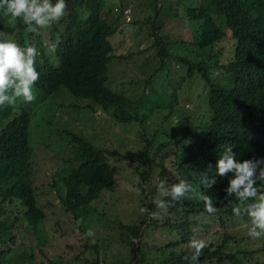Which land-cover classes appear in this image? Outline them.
Instances as JSON below:
<instances>
[{
    "label": "trees",
    "instance_id": "16d2710c",
    "mask_svg": "<svg viewBox=\"0 0 264 264\" xmlns=\"http://www.w3.org/2000/svg\"><path fill=\"white\" fill-rule=\"evenodd\" d=\"M66 4V15L39 34L25 33L21 27L8 32L9 38L22 47L35 45L42 52L54 46L56 62L51 71L39 76L34 105L18 100L15 106L0 108V264L4 257L11 264V259L16 261L19 254H26L33 239L39 244L36 234L41 220L52 221L62 230L60 219L79 218L88 207L116 212L104 237L91 240L69 235L71 244L79 250L66 258L68 262H112L105 248L120 243L124 234L122 249L126 252L121 261L126 264L140 255L147 236L156 240L161 233L166 236L161 240L165 242L152 251L160 253L157 258L163 264H187L195 251L190 247L193 239L206 242L200 255L211 254L222 244L229 249L224 242L231 249L242 247L241 230L245 226L241 215L232 212L239 201L225 199L227 178L217 176L211 188L201 184V179L215 176L217 159L228 144L238 160L264 159V139L260 136L264 125L257 119L264 116V0H196L189 4L145 0L141 12L131 0H66ZM125 7L129 8V17L123 13ZM162 16L204 21L190 38H171L159 32ZM128 28L143 34L132 35ZM223 38L228 40L226 50ZM172 60L178 63L174 73ZM190 74H194V89L198 91L194 101L207 109L206 119L187 127L186 116L181 119L177 114L180 132L170 133L164 141L152 138L151 133L147 137V120L150 128L155 126L159 108L178 102L174 85ZM58 86L66 89L69 101H48L52 93L64 95V91H57ZM151 86L154 93L146 90ZM20 105L22 109L27 105L28 111L18 112ZM97 108L108 111L110 122L107 124L103 117L98 128L87 133L72 125L55 124L61 116L75 120L78 114L89 121L93 116L84 110ZM42 110L43 117L36 119L41 128L37 141L42 142L44 151H52L54 143L62 148V162L46 176L47 182L37 172L30 176L29 169L26 121ZM171 113L169 109L166 117ZM123 119H137L143 124L138 151L130 148L123 154L102 142L112 130L107 131L106 126L114 127L121 121L125 125ZM124 138L128 146L137 142V135L133 139L125 134ZM116 153L126 158L137 177L133 184L138 191L128 190L126 197L113 187L110 166L117 163H111L109 154ZM155 158L167 160L168 167L155 173ZM41 178L43 182L34 183ZM180 180H187L195 191L178 201L159 194L157 185L161 181L171 188ZM258 183L264 186V181ZM197 193L212 198L217 209L214 214L204 210ZM156 199L165 200L174 213L158 209ZM120 207L126 208L119 211ZM143 208L148 212H142ZM206 230L219 232L222 242H207ZM168 234L171 239L166 241ZM164 250L171 256L165 258ZM80 252L84 254L81 257ZM234 257L240 260L237 250ZM57 260L53 255L50 262Z\"/></svg>",
    "mask_w": 264,
    "mask_h": 264
},
{
    "label": "clouds",
    "instance_id": "9594fccd",
    "mask_svg": "<svg viewBox=\"0 0 264 264\" xmlns=\"http://www.w3.org/2000/svg\"><path fill=\"white\" fill-rule=\"evenodd\" d=\"M68 3V1H67ZM67 4L66 0H0V108H7L15 106L17 101L20 100L25 104L31 106L35 104L36 99V84L41 77L42 72H49L55 65L56 59L53 55L55 47L42 52L35 45L20 46L15 40L10 39L8 32L14 30L17 27L24 29L25 33L39 34L41 30L49 28L52 24L59 22L66 15ZM129 12V10H128ZM128 12L123 13L127 17ZM19 23H22L18 25ZM18 25V26H17ZM49 45V42L48 44ZM59 87V86H58ZM64 91V90H59ZM42 103L45 104L44 99ZM186 104H184L185 106ZM18 112L28 111L26 105L22 109V105L18 106ZM169 109H172L171 106ZM173 110V109H172ZM42 110L38 115H42ZM108 111H105L107 114ZM177 117V112L167 116ZM182 119L186 116V126L192 127L199 125L207 117V109L194 101L191 111L185 115L178 114ZM31 117V116H28ZM65 116H61L56 119L55 124L60 126L72 125L79 130L81 127L77 126L75 120L64 119ZM264 125V116L257 117ZM85 121V120H84ZM29 124V121H26ZM53 129L58 130L55 126ZM264 139V128L261 135ZM38 141H35V144ZM30 148V145L28 144ZM41 148V147H40ZM29 151V155L31 153ZM233 146L226 145L223 154L217 159L215 164V176L211 179L207 175L202 177L201 184L207 188H211L216 184V177L227 178V187L224 189L225 199L234 197L239 201L238 205L233 206L232 212L234 216H240L242 220V226H245V234L243 235L244 244L237 249H229L224 245L216 247L211 254L203 253L201 251L207 246L203 239H193L190 242V247L194 249L191 258L187 264H264V186L259 182L264 181V159H244L238 160L236 153L233 152ZM50 150H47V152ZM114 159L115 157L109 154ZM29 169L30 164L34 165L35 158L29 156ZM134 161V159H133ZM127 163V162H126ZM211 169L212 166L209 165ZM231 174V175H229ZM158 192L161 196L171 197L173 201H178L185 197L186 194L194 192L192 185L187 180H180L178 183L166 187V182L161 181L157 185ZM197 198L204 203V210L209 214H214L217 209L213 204V200L210 196L197 193ZM251 201V202H250ZM156 207L161 211H167L169 204L163 199L154 200ZM40 205V204H38ZM173 208L170 206V213H174ZM142 212H148V209H141ZM13 212L11 215H14ZM155 215V213H153ZM104 216V215H103ZM107 218L109 223H112V218ZM24 222L23 220H21ZM42 220L37 224L38 230L41 226ZM82 222V221H81ZM133 223V222H132ZM37 230V237L38 236ZM125 235V234H124ZM122 236L120 243H122L126 236ZM86 237H94L95 233L92 229H88L85 233ZM220 234L217 237H206V241H220ZM46 241L47 252H42L45 258L43 261H38L37 264H56L61 260V253L59 249H54L49 244L52 242L50 239L40 240L39 244ZM165 241H159L152 245H146L141 247V253L134 258L128 264H163L157 258L160 253H154L152 250L159 247ZM113 258L123 259L125 252L114 250L111 247L105 248ZM244 249V251H242ZM237 250V255L240 260L237 262L234 257V251ZM255 250V251H254ZM167 253V254H166ZM252 253V254H251ZM251 254V255H250ZM58 258L57 261L51 263L52 256ZM165 258L170 257L168 250L163 251ZM250 255V257H249ZM249 257V258H248ZM16 261L11 259V264H34L35 253L32 248H29L26 254H19L16 257ZM23 259V260H22ZM172 258L168 260L171 261ZM125 263V261H123ZM2 264H7V258L2 259ZM106 264V263H101ZM113 264V262H108ZM126 264V263H125ZM167 264V263H166Z\"/></svg>",
    "mask_w": 264,
    "mask_h": 264
},
{
    "label": "rangeland",
    "instance_id": "374dc122",
    "mask_svg": "<svg viewBox=\"0 0 264 264\" xmlns=\"http://www.w3.org/2000/svg\"><path fill=\"white\" fill-rule=\"evenodd\" d=\"M135 1L137 3V8L141 12V9L143 7V2L145 0H131ZM182 4H189L194 3L196 0H179ZM129 10L128 7H125V12L127 13ZM130 16V12H128V17ZM126 17V16H125ZM163 20V26L160 29V33L167 34L169 37L174 38L176 36H181L184 38H190L191 34L193 32H199L200 25L204 21L202 20H189L187 18L180 19L177 17H169L164 19V16L161 17ZM191 29V30H190ZM128 32L132 35H142L143 31L128 28ZM145 35V34H144ZM141 40V39H138ZM223 50H226L228 45L224 38L221 40ZM229 43V42H228ZM172 63H174L171 67V73H174L178 70V63L175 62V60H172ZM176 64V65H175ZM177 76V75H176ZM174 88L179 96L178 102L175 104H166L159 108V119L157 120V123L155 126L151 127V122L147 120V129L145 130L147 132V137L149 133L152 134V138L158 139L159 141H164L168 137H170V133H175L177 130L180 132V126L177 123L178 117L169 116L166 117V114L168 113V110L171 106L173 109V112H177L179 114L180 112L183 113V115L189 113L193 107L194 100L196 98V95L198 94V91L195 90V77L194 74H190L186 76L183 80H178V83L174 85ZM151 91L154 90L153 87L147 88ZM58 90H66L63 86H59L57 88ZM153 92V91H152ZM154 93V92H153ZM63 99L66 101L68 100V97L66 95V92L64 91L63 96H57V93H52L49 96L48 101L53 102L55 100ZM184 104H186L184 106ZM143 107L140 106V110L142 111ZM86 114H89L88 116H93L91 120L84 121V118L81 114H78L75 117V123L77 126L81 127L84 132H88L94 128H98V124L101 122L103 117H106L107 124L110 122L109 117L107 114L102 111L100 108H97L96 110L89 111L87 109L84 110ZM100 116V117H99ZM43 117L42 115L34 114L30 117V121L28 124V143L30 145L31 153L30 156L35 158L34 165L30 164V176L34 173H38L42 175V178L44 177V181L47 182V177L50 172H52L56 166V163L61 164L62 162V148L59 146V143H54V147L52 151H44V148L41 147L42 142H36L39 136L41 135L40 131V125L38 124L37 120L38 118ZM123 121H126L123 119ZM112 125L106 126V130H111V132H107L108 139H104L102 142H105L109 148H113L118 150L120 153L125 154L126 151H128L130 148L133 151H138V145L140 144V141H138V134L141 132L143 124H139L137 122V119H131L129 121H126V124L124 125L122 121L115 125L114 127ZM132 126L135 130H132ZM117 127H119V130L117 131ZM150 128V129H149ZM104 132L100 133L99 136L103 135ZM127 134V136L131 135L134 139L137 135V142H134L133 144L127 145V142L124 138V135ZM129 134V135H128ZM132 146V147H131ZM41 147V148H40ZM169 148V146H167ZM167 147H165V150L170 152V149L168 150ZM118 152V153H119ZM114 154V159H111V163L114 161L117 163L115 166H110L112 169L113 177H114V184L113 187L116 188V193L121 195L122 197L128 196V190H134V192L138 191V188L136 185L133 184V181L136 180V175L133 173V167L127 165L126 158H120L117 154ZM171 155V152H170ZM152 165L154 166L155 173L160 168H167L169 165V162L166 160L164 162H160L158 158H155ZM57 175V174H56ZM54 175V178L56 177ZM41 179L35 180L34 183L43 182ZM46 179V180H45ZM40 203L43 205L42 202V196H40ZM126 207H120L118 210L125 209ZM47 211H49L47 208H45ZM81 212V211H80ZM116 212L114 210H102V209H96L94 207H88L85 209L84 212H81L79 214V218H71L68 220L60 219V225H62L63 229L60 230L56 227V225L52 221H43L41 222V226L38 230V236L39 239L47 240L50 239L52 242L49 244L51 247H56V249L60 250L61 253V260L57 261L56 264H77L76 262H68L66 261V258L74 251L79 250L76 246L72 245L69 240V235L72 234L75 239H83V238H89L91 240H96L98 238L104 237L109 229V221L106 217L108 216L112 218V214ZM104 215V216H103ZM85 221V223H81ZM206 222V220H205ZM78 225L84 229V231H81L78 228ZM88 229H92L95 233L94 237H86L85 233ZM219 229V228H218ZM245 227L241 230L242 234H245ZM218 231V230H217ZM170 234V233H169ZM169 234L167 235V240H170ZM206 234L208 237H217L220 233L215 232L213 230H206ZM166 236L162 233L158 236L156 240L152 239L151 237L147 236V245H152L154 243H157L161 240H163ZM170 243V242H168ZM171 244V243H170ZM47 246L46 241L41 244H36L35 240L33 239L30 244V248H32L33 252L35 253V260L34 264H37L38 261H43L45 256L42 252H47ZM109 247L113 248L114 250L121 251L122 247L118 243H112L109 245ZM42 250V252L40 250ZM84 254L82 252L79 253V257L83 256ZM92 255L91 253L89 254ZM113 264H125L123 261H121L120 258H113L112 259ZM108 264V262H106Z\"/></svg>",
    "mask_w": 264,
    "mask_h": 264
}]
</instances>
